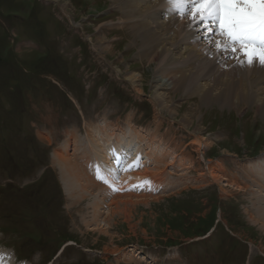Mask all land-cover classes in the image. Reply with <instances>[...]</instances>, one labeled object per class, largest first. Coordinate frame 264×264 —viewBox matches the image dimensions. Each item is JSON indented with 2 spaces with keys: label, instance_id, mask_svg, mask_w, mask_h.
<instances>
[{
  "label": "rangeland",
  "instance_id": "obj_1",
  "mask_svg": "<svg viewBox=\"0 0 264 264\" xmlns=\"http://www.w3.org/2000/svg\"><path fill=\"white\" fill-rule=\"evenodd\" d=\"M123 15L111 0H0L2 257L15 264H264V174L255 169L264 157V113L235 96L239 83L225 86L235 105L219 99L225 87L212 79L201 87L206 72L220 77L234 59L222 68L212 56L201 60L186 72L187 84L175 71L172 117L154 104L153 77L177 42L160 47V57L152 46L142 53L146 38ZM153 27L142 29L159 35L162 28ZM134 74L140 85L129 79ZM185 114L189 127L180 122ZM129 130L128 139L151 152L145 167L159 175L114 187L135 194L129 198L105 199L103 188L85 184L81 196H69L54 152L95 175L104 143ZM194 132L210 141L203 150L219 180L210 178Z\"/></svg>",
  "mask_w": 264,
  "mask_h": 264
},
{
  "label": "bare ground",
  "instance_id": "obj_2",
  "mask_svg": "<svg viewBox=\"0 0 264 264\" xmlns=\"http://www.w3.org/2000/svg\"><path fill=\"white\" fill-rule=\"evenodd\" d=\"M55 1H59V0H55ZM111 2H112V5L120 6V9H122L124 13L122 18L126 17V19L130 18V19H135L137 21L131 27H133V30H137L138 33L140 32L141 35L144 36V38H146L145 44H144L145 47H142V51H141L142 53H145V52L148 53V51H150L148 47L152 46V50H156L157 52L155 56L160 57L162 55H165V52H162L160 55V51H161L160 47H166L167 43L169 44V42H172L174 40L177 42L174 48L176 49L175 53L173 52L168 53L169 56L165 55L163 57H160V60H159L160 66L155 71V74H154L155 76L153 77V81L155 82V87H154L155 90L153 91L154 94L152 95L154 104L161 111L167 110V112L172 117L176 116L177 114V109H175L174 106H172L171 100L169 101L170 92H172V90H175L178 84V81L175 79L176 78L175 71H178V73L181 76L180 78L181 84H187L186 72L194 69L195 64L197 65V63H199L201 60L203 59L208 60V57L212 56V60H208V61H214L213 63H216L217 65H219L220 68H222L223 66H226V64L229 63L227 61L228 59L224 60L223 58L218 56L216 48H215V41L220 40L221 37L219 36L213 37V45L209 46L203 34H197L195 30L192 28L191 24H189L190 25L189 28L188 26H185L184 23L188 22V20H186V15L183 16V18L181 16L177 17L178 15H175V11L171 10L170 4L169 6L165 5V8L163 7L160 8L162 3H165V4L166 2L169 3V0H111ZM60 7L62 8V11L69 17L70 21L76 28L83 27L80 25V23H74L72 15L65 8L66 6L61 4V2H60ZM159 15L166 16L167 21L165 22V18L164 17L160 18ZM169 17H170V20L168 21ZM187 17L190 22V17L189 16ZM144 26L145 27L159 26L162 28L161 29L162 31L159 35H157V33L150 28L142 29ZM153 29L155 28L153 27ZM188 30H191L190 31L192 33L191 37L186 35L188 33L187 32ZM174 31H179L180 33H184V34L182 36H179L177 34L174 37L172 36V33ZM183 36H186V37H183ZM176 37H182V38L178 39ZM190 38L192 40L194 38L195 39L194 41H190ZM194 43H196L197 45L196 48H195V45H192ZM155 56L151 55V58ZM181 62H182V65L173 67V64H176V63L179 64ZM231 66L233 67V70L222 72L220 77L207 76V72H206V74L202 76V80H203L202 86H201L202 90L207 88L205 87L204 84H208L207 80L209 78L212 79L211 81L215 85L216 89H219L221 91L226 86V83L230 81L233 83H239L240 87L243 90L242 91L236 90L234 92L235 96L246 100L248 103H255L259 113L261 112L264 113V84L259 89L252 88L255 85H258V81H260L261 83L262 82L264 83V66H261L258 62L254 63L251 66H249L248 64L241 65L237 63L236 60H234V64ZM242 73H248V74L246 76H243ZM249 74L254 75L253 78L248 79L247 77ZM129 79L132 81L133 84L140 85L142 77L138 76V74H134ZM226 90L227 88L225 87L224 93L220 94L219 99L221 101L224 100V103L235 105V101L231 99L232 92L231 91L225 92ZM196 94L203 99L209 100L208 102L215 101L207 92H196ZM187 113H189L188 116H191V115L193 116L191 111ZM186 116L187 114H185L184 118H182L180 122L186 127H189L190 123H188V120H187L188 116L187 117ZM129 134L131 135L130 130L129 132L121 133L117 138L109 139V141L111 140V142L104 143V146L102 147L103 155L101 158L102 159L101 162L97 159H96V162L95 161L92 162V166L96 167V169L98 167L96 165L94 166V163L95 164L97 163L100 165L99 170H100L101 175L107 176L108 185H109V187L107 188L103 187L105 184L104 180L98 179L97 174L95 175V177L93 176L94 173H96V170L94 168H93L94 172L88 169V171H86L85 173L84 171H82L81 168H80L81 170L78 169L77 165L69 161V159L66 160V158H63L64 154L62 153L61 149H58L56 152H54L53 154L54 162L58 164L60 174H61V180L64 184V189L66 193L72 197H77L79 195L81 196L82 189H80V185L85 184L86 186L90 188L91 187L92 188L97 187V189L103 188V196L105 197V199L110 198V197L120 198L122 196H126V198H129V196H134L135 194L133 193L118 194L116 190H114V187H116L115 189L117 188L121 189L122 187L120 186L130 181H133L135 177L141 178V176H149L153 174L159 175L157 168H155L154 171H150L147 166L145 167V165L148 164V158L151 156V152L148 153L147 151L146 160H144V157H141V160H140L138 158L140 157V152L134 146L135 144L132 143L133 141L128 139ZM111 135L112 134H108V136H111ZM194 137L196 138V141L194 142V144L197 143L198 152L200 150L202 151V155H203L202 158L207 164V169L209 171L210 178H212V180H215V181L219 180L220 179L219 175L215 173L214 170L213 171L210 170V167H212L210 166L212 161L206 159L205 151L203 150L205 146L206 147L209 146L208 144L210 143V141L207 142L204 138L201 137V135L198 132H194ZM127 141L128 142L130 141V142L127 143ZM89 143L90 142H88V144ZM91 145L94 146V143H92ZM143 161H146V163H144ZM257 162L259 163L257 164ZM139 165H141V167L144 166L141 169L143 171L139 173L137 172L132 173L131 171L136 169V167ZM255 166H256L255 169H257L259 173L262 171L264 174V157H261V159H256ZM119 170H121V172H119ZM74 172L76 176L79 177V179L75 181H74ZM130 172L132 174H130ZM151 179L156 180L155 177H151ZM82 180H84V182ZM126 186L128 187V185ZM231 186H234V185H231ZM263 201H264V197H263ZM113 203L117 205L115 199L112 200V204ZM123 204H126V202H123ZM260 210L263 212V215H264V208ZM1 253L2 252L0 251V264H15V260L4 259L5 257L3 258L2 257L3 255H1ZM9 254H11V252Z\"/></svg>",
  "mask_w": 264,
  "mask_h": 264
},
{
  "label": "snow or ice",
  "instance_id": "obj_3",
  "mask_svg": "<svg viewBox=\"0 0 264 264\" xmlns=\"http://www.w3.org/2000/svg\"><path fill=\"white\" fill-rule=\"evenodd\" d=\"M172 11L190 17L197 34H203L219 57L249 66H264V0H169ZM97 178L108 183L97 168ZM144 183L150 184L147 180Z\"/></svg>",
  "mask_w": 264,
  "mask_h": 264
}]
</instances>
